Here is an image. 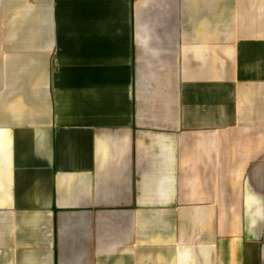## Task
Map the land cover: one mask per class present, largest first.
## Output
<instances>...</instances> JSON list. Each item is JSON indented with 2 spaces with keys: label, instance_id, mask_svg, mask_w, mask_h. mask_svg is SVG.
<instances>
[{
  "label": "crops",
  "instance_id": "0c3cea01",
  "mask_svg": "<svg viewBox=\"0 0 264 264\" xmlns=\"http://www.w3.org/2000/svg\"><path fill=\"white\" fill-rule=\"evenodd\" d=\"M0 264H264V0H0Z\"/></svg>",
  "mask_w": 264,
  "mask_h": 264
}]
</instances>
